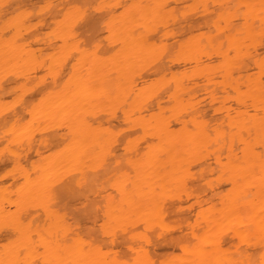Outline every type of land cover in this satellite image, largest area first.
I'll list each match as a JSON object with an SVG mask.
<instances>
[{
    "label": "bare ground",
    "instance_id": "obj_1",
    "mask_svg": "<svg viewBox=\"0 0 264 264\" xmlns=\"http://www.w3.org/2000/svg\"><path fill=\"white\" fill-rule=\"evenodd\" d=\"M21 1L14 0L8 9L9 0H0V10L6 6L9 11L0 12V30L17 15H27L28 20L19 43L8 44L0 36V99L19 90L28 106L37 107L34 121L29 107L15 109L20 122L13 140L22 141L18 149L4 153L0 141V214L21 195L29 170H39L33 182L41 178L51 182L77 167L100 169L109 147L119 156L131 142L142 146L138 152L145 168L139 178L148 191L127 193L132 204L127 226L133 230L121 232L116 241L121 250L135 251L133 259L178 258L183 264H248L264 259V96L259 86L264 44L257 35L238 56L229 57L228 47L237 38L226 37L223 47L213 38L220 15H214V9L221 3L257 5L249 15L258 33L260 0H108L144 7L127 19L113 13L124 43L118 60L100 65H83L58 52L57 36L64 35L59 29L62 5L68 0H42L52 6L43 10L41 0ZM197 3L211 7H185ZM173 45L180 51L170 55ZM41 97H46L43 104L38 103ZM8 100L0 101V106ZM190 125L198 132H191ZM205 126L211 134L203 131ZM30 144L34 154L27 157L22 147ZM35 155L33 161L30 157ZM26 159L33 161L29 169L23 165ZM193 160L209 181L190 185L183 201L173 200L177 193L165 185L177 179L181 164ZM106 171L96 173L101 186ZM157 186L162 189L157 195L162 198L167 234L156 232L146 237L142 250L133 248L130 238L144 232L141 222L152 212L147 200ZM190 196L195 199L188 203ZM140 203L144 206L137 210ZM75 207L68 209V230L86 233L94 218L83 212L74 215ZM30 212L28 219L43 228L42 210ZM192 236L199 237L198 244L187 246ZM181 238L186 243L183 255L174 243Z\"/></svg>",
    "mask_w": 264,
    "mask_h": 264
},
{
    "label": "snow or ice",
    "instance_id": "obj_2",
    "mask_svg": "<svg viewBox=\"0 0 264 264\" xmlns=\"http://www.w3.org/2000/svg\"><path fill=\"white\" fill-rule=\"evenodd\" d=\"M39 7L43 10L52 6L44 4L41 0ZM62 7L65 11L60 17L59 29L64 35L57 36V42L61 45L58 52L71 56L83 65H100L108 60H118L120 56L118 50L124 43L121 34L115 30L119 19L113 13H121L127 19L133 16V10L144 6L112 4L108 0H68V3ZM185 7L199 10L209 8L211 5L197 3ZM256 7L257 5L252 3H221L214 9V15L216 12L220 15L216 20L213 38L219 40L222 47L228 43L226 37L237 38L234 46L228 47L227 56H238V53L243 51L244 44L257 35L261 44H264V0H260L258 5L260 8L258 33L255 30V20L249 15L250 10ZM27 22V15L11 18L7 26L0 30V36L8 44L19 43V36L23 34L22 26ZM200 42H205L203 37ZM179 51L180 49L175 45L168 49L170 55ZM259 69L260 93L264 96V57L260 58ZM45 99L46 97H41L38 103L43 104ZM20 105L29 107L33 121L35 120L37 106H28L19 90L9 97L6 104L0 106V117H3L0 121V128L3 129L0 141H3L4 153H8L13 148L18 149L19 144L22 143L13 140L17 124L20 122V118L15 115V109ZM189 128L193 133L198 132L194 125H190ZM24 131L28 132L29 129L25 128ZM203 131L211 134V129L207 126ZM108 135L109 133H105V136ZM116 135L119 137L121 134ZM124 147L125 151L119 156L109 147L100 169L81 170L77 167L70 174L51 182L43 178L33 182L32 178L39 176L40 173L35 168L29 170L28 179L21 185V195L14 200L11 207L6 206V211L0 214V264H183L178 258H168L164 261L133 259L132 257L136 256L135 251L130 254L129 251L121 250L116 245L121 232L127 235L128 231L133 230L127 226L128 216L132 212V204L127 193L129 190L133 193L148 191V185H141L139 178L145 168L138 152L142 146L134 147L128 142ZM208 147H212V144L208 143ZM104 170H107V178L101 186L95 176L97 172ZM12 174L8 173V175ZM175 176L177 179L165 185V188L177 193L171 198L179 201H183L190 185H196L199 181L207 184L209 181V176L202 174L200 163L195 160L181 164ZM212 177H215V172ZM122 181L124 183H121ZM30 184L31 189H29ZM26 189L29 190L25 191ZM161 192L162 189L157 186L148 198L147 205L152 212L141 222L144 232L130 238L129 242L133 248L142 250L146 237L156 232H160L161 235L167 234L163 231L165 220L161 210L162 198L157 195ZM131 199L135 200V195ZM140 199L143 201V197ZM194 199V196H190L188 203ZM163 202L167 203V200ZM72 205H76L72 209L74 215L83 212L94 218L86 233L68 230V209ZM143 206V203H140L137 210ZM32 208L42 210L45 217L43 228H39L34 221L28 219ZM261 231L264 232V227ZM198 241V236H192L187 241V246L196 245ZM174 243L177 245V252L183 255L185 240L181 238ZM66 255L73 258L66 259ZM94 256L101 258H91ZM248 264H264V259L250 260Z\"/></svg>",
    "mask_w": 264,
    "mask_h": 264
},
{
    "label": "rangeland",
    "instance_id": "obj_3",
    "mask_svg": "<svg viewBox=\"0 0 264 264\" xmlns=\"http://www.w3.org/2000/svg\"><path fill=\"white\" fill-rule=\"evenodd\" d=\"M10 1H11V0H9V2L7 3L8 5H6V6L8 7V9H9V6L12 4L11 2H13L14 0H12L11 2H10ZM24 1H25V0H24ZM31 1H32V0H30V1H29V0L27 1V0H26V2H23V3H27V2L29 3V2H31ZM33 1H34V0H33ZM35 1H36V0H35ZM20 2H22V1L20 0ZM6 6H4V7L7 9ZM4 7H3L4 10H2V9H1V10L4 11L5 14H7L9 11L7 10V12H5L6 9H5ZM11 7H13V4H12ZM11 9H12V8H10V10H11ZM1 10H0L1 15H4V13H3ZM51 11H52V10H51ZM51 11H50V12H51ZM9 76H10V75H9ZM5 96H6L5 98H7V99H5V98L3 97L4 100H8V97H10V96H8V95H5ZM3 98H2V99H3ZM2 99H0V101L3 103L4 100H2ZM207 100H208V99H207ZM225 102H226V104H227V103H228V104H231L232 101L226 100ZM232 103H233V102H232ZM24 113H26V112H24ZM24 147H25V148H24ZM22 148L26 149L25 151H27V153L25 154V156L29 157L30 155L34 154V148H33V146H32L31 144L29 145V147L23 146ZM22 148H21V150H22ZM24 149H23L22 151H24ZM22 151H21V152H22ZM25 151L22 152L23 154L21 153V154H22V157L24 156ZM32 157H33V158H32ZM30 158L34 161V160H36L37 157H36V155H35V156H31ZM30 158H28V159L30 160ZM28 159H26V161H23V163H24L23 165H25V166H24L25 168H27V167L29 166L27 169H29L30 167H32V166H31V163L33 162V161H29ZM30 162H31V163H30ZM27 163H28V164H27ZM8 165H9V164H8ZM8 165H7V166H8ZM22 177H23V174H22V176L18 177L19 180H18V178H17V182L21 181V180L23 179Z\"/></svg>",
    "mask_w": 264,
    "mask_h": 264
}]
</instances>
